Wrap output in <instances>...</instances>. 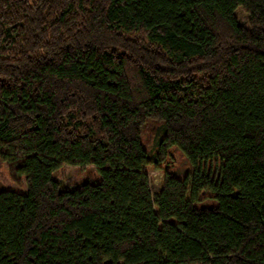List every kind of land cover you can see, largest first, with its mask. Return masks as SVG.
Listing matches in <instances>:
<instances>
[{"label":"trees","instance_id":"16d2710c","mask_svg":"<svg viewBox=\"0 0 264 264\" xmlns=\"http://www.w3.org/2000/svg\"><path fill=\"white\" fill-rule=\"evenodd\" d=\"M0 162V264H264V0H0Z\"/></svg>","mask_w":264,"mask_h":264},{"label":"rangeland","instance_id":"374dc122","mask_svg":"<svg viewBox=\"0 0 264 264\" xmlns=\"http://www.w3.org/2000/svg\"><path fill=\"white\" fill-rule=\"evenodd\" d=\"M236 14L240 23H247V15L241 8L237 9ZM157 122L158 121L149 119L141 130V139L149 153H152L156 148L163 132L161 124ZM172 156L168 159L165 165L166 167L163 169H155L153 166L146 168V173L150 180V189L153 194L159 193L162 189L166 169L172 175L180 179H183L190 170H193L192 165L187 162L181 152L175 149L172 151ZM55 179L61 182L66 189H74L85 183L96 184L100 181L101 177L99 171L93 167L83 168L65 165L55 176ZM0 183L12 191L24 194L27 193L25 179H23L21 185L13 183L10 179L7 164L3 162H0ZM209 197L210 193H203L201 195L202 201L199 205H208L212 203L210 200H207Z\"/></svg>","mask_w":264,"mask_h":264}]
</instances>
